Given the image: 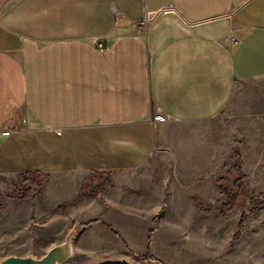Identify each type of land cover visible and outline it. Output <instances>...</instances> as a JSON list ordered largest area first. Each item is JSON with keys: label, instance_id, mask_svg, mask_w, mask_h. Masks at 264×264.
Here are the masks:
<instances>
[{"label": "crops", "instance_id": "1", "mask_svg": "<svg viewBox=\"0 0 264 264\" xmlns=\"http://www.w3.org/2000/svg\"><path fill=\"white\" fill-rule=\"evenodd\" d=\"M0 131V217L76 228L65 264L218 258L219 182L264 191V0H0Z\"/></svg>", "mask_w": 264, "mask_h": 264}, {"label": "rangeland", "instance_id": "2", "mask_svg": "<svg viewBox=\"0 0 264 264\" xmlns=\"http://www.w3.org/2000/svg\"><path fill=\"white\" fill-rule=\"evenodd\" d=\"M254 170L260 171L262 168H257ZM233 175L234 177L240 176V198L239 200L234 201L232 209L230 208L229 210L223 211L222 256H219L218 254V258H216V249L215 247L211 246L207 248L206 254L203 255V258H200L201 261L198 263L172 264H264V203L256 207V209L253 211H251L249 208L250 197L258 195L257 192H259V189H261L263 185H256L255 189L257 192L256 194L252 195L254 190L248 186V182L244 179L241 169H234ZM92 178L89 182H86L84 186H87L88 183H91L93 180H95ZM45 182V177H21L19 185H17V187L11 188L8 193L5 194V198L22 201L26 200L28 196L32 194L34 196H39ZM262 193H264V191L259 192V194ZM7 217L8 215L0 217L4 222L1 223L0 227H5V229L6 227H12L8 224ZM208 217L210 221L212 217ZM72 229L76 228H70L64 231L60 241L61 243L65 236ZM46 234L47 233L45 230H43V227H41L39 224L37 225L33 218L30 219L28 229L26 230H24L23 224L17 226V229L12 231L11 229L2 230L0 231V257H25L26 255L42 257V255H45L49 250L47 248L48 241L46 239ZM55 234L56 233L54 232L51 234L52 241L55 240ZM213 235L215 234H208L209 237ZM158 263L161 264L160 262Z\"/></svg>", "mask_w": 264, "mask_h": 264}, {"label": "water", "instance_id": "3", "mask_svg": "<svg viewBox=\"0 0 264 264\" xmlns=\"http://www.w3.org/2000/svg\"><path fill=\"white\" fill-rule=\"evenodd\" d=\"M152 17L153 14H148ZM76 235V229H72L65 236L61 244L52 247L42 257L26 255L25 257L5 256L0 257V264H62L73 256L72 242Z\"/></svg>", "mask_w": 264, "mask_h": 264}, {"label": "trees", "instance_id": "4", "mask_svg": "<svg viewBox=\"0 0 264 264\" xmlns=\"http://www.w3.org/2000/svg\"><path fill=\"white\" fill-rule=\"evenodd\" d=\"M240 178L234 177L233 172L229 174V176L224 179L223 181L219 182L220 186L223 190V193L225 194L227 198V204L225 205L224 210H229L230 208L233 207L234 201L239 200L240 198V185H239ZM82 198V192L78 196L77 200L74 201V205L78 204L79 201H81ZM264 203V193L258 194L255 196H251L249 199V205L251 211L255 210L256 207L262 205ZM87 225V224H85ZM85 225H80L85 226ZM143 262L146 264H159L157 261H155L151 256L148 254L142 257H139Z\"/></svg>", "mask_w": 264, "mask_h": 264}, {"label": "built area", "instance_id": "5", "mask_svg": "<svg viewBox=\"0 0 264 264\" xmlns=\"http://www.w3.org/2000/svg\"><path fill=\"white\" fill-rule=\"evenodd\" d=\"M163 117L161 115L156 116L153 120L155 122H159L162 121ZM55 133H58L57 131H55ZM9 133H7L6 131H0V141L1 139H4L6 136H8Z\"/></svg>", "mask_w": 264, "mask_h": 264}]
</instances>
